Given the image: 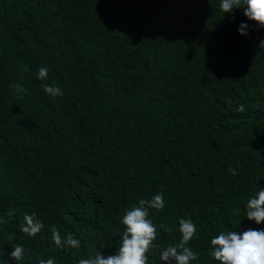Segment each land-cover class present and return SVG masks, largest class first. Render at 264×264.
I'll return each mask as SVG.
<instances>
[{
  "label": "trees",
  "instance_id": "trees-1",
  "mask_svg": "<svg viewBox=\"0 0 264 264\" xmlns=\"http://www.w3.org/2000/svg\"><path fill=\"white\" fill-rule=\"evenodd\" d=\"M220 2L0 0V264H17L15 244L19 264L114 255L126 210L156 193L148 264L179 243L180 218L198 229L191 264H219L220 231L264 228L243 207L264 187V28ZM26 214L44 224L34 237Z\"/></svg>",
  "mask_w": 264,
  "mask_h": 264
},
{
  "label": "clouds",
  "instance_id": "clouds-1",
  "mask_svg": "<svg viewBox=\"0 0 264 264\" xmlns=\"http://www.w3.org/2000/svg\"><path fill=\"white\" fill-rule=\"evenodd\" d=\"M220 7L225 14H231L236 9H242L243 14L250 21H256L257 27L264 28V0H221ZM250 25L246 21H241L237 31L242 36L249 35ZM260 44H264L261 40ZM48 68L40 67L37 79L43 81L48 77ZM18 93L26 91L22 85H14ZM45 94L52 98L62 96L63 91L59 86L44 84ZM243 111V106H241ZM233 174L234 170L229 169ZM165 200L163 193H156L151 199H140L138 205H133L126 210L120 220L125 229L119 238L118 251L114 255L105 256L98 251L94 256L81 259L79 264H148L150 259V248H155L157 237V225L150 217V209L163 210ZM244 218L255 221L257 225L264 222V187H258L244 204ZM243 218V219H244ZM179 233L181 238L179 243L168 245L160 250L159 259L163 264H191L199 257L192 248L186 245L198 235L197 225L191 218L179 219ZM242 221L240 222L241 226ZM239 226V227H240ZM161 229L169 231L164 224L159 225ZM44 224L35 218V214H26L24 223L20 225V231L29 236H36ZM52 239L57 245L62 244L59 231L51 229ZM63 244L78 247L80 241L68 235ZM209 256L219 264H264V228L244 231H220L210 239ZM13 250L10 256L19 264L25 255V249L20 244L12 245ZM39 264H56L53 258L40 261Z\"/></svg>",
  "mask_w": 264,
  "mask_h": 264
}]
</instances>
